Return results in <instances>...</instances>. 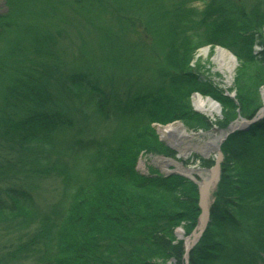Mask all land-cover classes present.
<instances>
[{"label": "trees", "instance_id": "trees-1", "mask_svg": "<svg viewBox=\"0 0 264 264\" xmlns=\"http://www.w3.org/2000/svg\"><path fill=\"white\" fill-rule=\"evenodd\" d=\"M5 1L8 12L0 17V241L17 232L32 236L3 247L12 250L0 263L186 264L184 243L174 231L184 224L189 235L195 227L197 188L178 176H140L136 156L144 150L174 157L158 141L153 123L182 120L193 131L211 128L190 108L192 92L210 96L223 108L222 119L213 124L219 130L227 129L236 111L245 119L254 115L264 87V0H250L247 7L245 0H208L198 18L179 11L177 22L161 16L159 28L144 16L154 29L150 47L131 32L132 15L144 13L139 0ZM74 19L79 30L68 35L63 26L74 25ZM185 28L197 35L196 47L184 48L189 40L184 38L181 51L174 44ZM125 37L133 44L119 42ZM64 39L78 41L77 55L62 46ZM93 42L98 55L83 58L82 49ZM206 46L230 51L241 69L257 66L246 86L236 80L237 105L189 68L196 50ZM254 46L260 48L257 54ZM251 87L253 97L246 93ZM164 108L167 114L159 120ZM141 118L146 123L138 128ZM108 123H114V134L94 140ZM66 132L75 138V152L84 151L76 159L71 141H61L60 133ZM254 137L258 148L250 144ZM85 142H91V151ZM222 150L226 176L215 193L220 209L211 208L187 264H264V122L229 134ZM82 161L90 178L80 183L74 173L67 177L65 167ZM103 174L112 185L100 186ZM45 176L67 184L62 199L70 201L54 204L42 216L22 180ZM70 188H76L72 197ZM33 220L39 227L32 226Z\"/></svg>", "mask_w": 264, "mask_h": 264}, {"label": "rangeland", "instance_id": "rangeland-1", "mask_svg": "<svg viewBox=\"0 0 264 264\" xmlns=\"http://www.w3.org/2000/svg\"><path fill=\"white\" fill-rule=\"evenodd\" d=\"M247 2L250 3V0H245V4L247 7ZM139 3L141 5V9L144 12L142 15H132V21H134V30H131V32L137 33L141 36L142 41L150 47L149 44L152 43V36H153V25H151L150 23H146L145 19L147 17H151L153 18V20L156 22V25H154V27L157 25H159V23L163 21V19H161V16H164L166 19H164L167 22H177V20H180L179 18L175 17L179 11L184 12V13H191L192 15H197L196 18H198V15L201 14V12L203 11V9L206 7V5L208 4V0H139ZM8 3L5 0H0V17L5 15L8 12ZM71 11L67 12V17L70 16ZM138 13V12H137ZM141 13V12H139ZM147 14V15H145ZM145 17L144 22L143 17ZM194 18V19H196ZM177 19V20H176ZM77 20L74 19V25L70 24V25H65L63 26V28H65V30L68 32V35H76L77 34V30H79L78 26H75ZM150 27H149V26ZM75 26V27H74ZM148 26V27H147ZM87 29H89V26ZM159 28V27H157ZM187 28V27H186ZM184 29V31H180V35L181 38L179 40L175 41V44L178 45H182L183 44V40L184 38H188L189 40H187V44L190 46V48L187 49H194V47H196V42H194V38H193V33L191 31H187V29ZM82 29V28H81ZM150 29V30H149ZM90 30V29H89ZM150 33H152V35H150ZM91 34V32L88 34V36ZM87 35V34H85ZM131 39V40H130ZM133 38H127L125 37L124 39L119 40V42L121 43H131L133 44ZM263 40H264V32H263ZM68 39H64L63 42H61L63 47H68V53H72L74 55H77L79 52V43L77 40H74L73 42L68 43ZM210 46H206V47H202V48H207L209 49V52L206 56L203 55H199V50H201L202 48L200 47L199 49L196 50V52L194 53V58H193V62L190 64L192 67H189L191 69H193L197 76L199 77V81H201L202 83H204L205 85H209L211 87L212 90H215L217 92H219L222 95L228 96L231 95L234 98H236V95H238V86L236 85V80H240L241 85L246 86V84L249 81H252V75L254 73L253 69H257V66L253 65V67H251V69L249 70V68L247 67H242V69L240 68V64L238 61L235 60V64L234 66H232V72L231 75L226 72L224 70V68L220 67L217 62L213 59L214 55L216 54V49L217 47H210ZM91 49L92 52L96 55H98V52L96 50V45L95 42H93L91 44ZM254 49V53H256L257 51H259L257 46L253 47ZM226 50V49H224ZM228 52V50H226ZM230 52V51H229ZM257 73V72H256ZM249 89V88H248ZM246 93L251 94L252 97L255 94V90L253 87H251V89H249V92L247 91ZM245 94V93H243ZM242 94V95H243ZM195 95V94H194ZM198 95H200L198 93ZM205 97L206 96H202ZM259 99H260V109L262 107H264V87L260 88L259 90ZM217 105H219L217 103ZM190 108L193 110V98H190ZM219 114L217 116H214V119H208V121L211 120L212 124H215L216 122L220 121V119H222V114L224 112L223 108L219 105ZM201 115V114H199ZM206 116V115H204ZM239 115L236 113L235 118L230 122V123H235L237 121H240L242 119V117H238ZM207 117V116H206ZM208 118V117H207ZM229 123V124H230ZM171 124V123H169ZM106 125V126H105ZM103 125V130L106 129H113L114 128V123H108ZM168 125V124H167ZM165 126V125H162ZM158 127H161L160 125H156L155 126V135H157L158 141L162 144V146L168 148V149H172L173 153L175 154V156L177 157L176 159H170L172 160V163H169L167 166H169V169L176 171L177 170V166H181L184 168H189L192 170H195V178L197 179V181L199 183L205 181L206 179H209L211 177V172L210 169H204L201 168V166H199L198 162L193 163V155H198L204 159H215L216 157V152L219 150V148L221 149V147L219 146L217 149L212 147L207 154H202L201 152L193 149L196 146H200L203 142H207L208 140L214 138V137H220V134H222V131H220L219 129L217 130V127H213L210 130L206 131V132H201L199 130L197 131H190L189 129L187 130V126H183L184 131H185V137L182 138L181 135L179 134H171L168 136H163L159 133L158 131ZM237 130V129H235ZM234 130V131H235ZM179 140L182 139V141H179V145L177 144H173L172 141H176L175 138H178ZM164 142V143H163ZM224 143V142H223ZM134 145V143L132 144ZM129 147V146H128ZM130 151V149L128 150V152ZM153 154L151 152H146V151H140L139 154H137L136 156V163H137V170L139 173L143 174V175H147L146 172L148 171V168H156L158 169L160 172L164 171L165 169L162 167V165L160 164V162H158V160L162 159L161 156ZM167 159V158H165ZM180 160H186L189 161L190 164L188 166H184L182 165L181 162H179ZM87 162L86 161H82L79 162V166H78V172L84 171V169L87 167ZM69 174H67L68 178H72V175L70 174V172H68ZM74 173H76L74 171ZM42 179H34V178H24L22 181L24 182V187L25 189L30 190V192H32L33 194L36 195H40L42 196V198L44 199V201L50 199L51 201L56 202L57 204L59 202L62 201V204H67V202L70 201L69 198H65L60 199V193L62 192V187L65 186V189H67L68 185L67 184H63L62 182H58L56 180L51 179L48 176L45 177H41ZM80 183H82V179H80L79 181ZM45 201V202H46ZM32 226H34L35 224H37L39 222V220L35 221H31ZM37 227H39V223L37 224ZM182 229H184V224H182L180 227H178L177 229H175L174 231V236L176 238V240H184L182 239L183 237V232ZM178 233L181 234V237L178 236ZM31 233L30 231L27 232L26 234H22V233H13L11 235L8 236H3V239L0 241V248L2 249L4 248H8L10 246V244L16 245L20 240L23 241H27L28 239H30L31 237ZM200 238V237H199ZM12 249H6L3 250L2 249V256H1V252H0V258H3L4 255H6L7 251H11ZM24 258H21V260L26 259L25 256H23ZM17 261V260H15ZM0 264H4V263H0ZM9 264H32V262L30 261H17V262H13L9 263Z\"/></svg>", "mask_w": 264, "mask_h": 264}, {"label": "bare ground", "instance_id": "bare-ground-1", "mask_svg": "<svg viewBox=\"0 0 264 264\" xmlns=\"http://www.w3.org/2000/svg\"><path fill=\"white\" fill-rule=\"evenodd\" d=\"M169 36V35H168ZM194 38L197 40V35L194 34ZM174 46L183 51L181 49V47L178 45V44H174ZM190 48V46L188 44H186L184 46V48ZM217 47L216 49V54L214 55V60L217 62V64L224 68V70L226 72H228L230 75H231V72H232V66H234L235 64V60H237V57L231 53V52H227L226 50H224L223 48H220L218 46H215ZM259 51H260V48L258 47ZM173 51V52H172ZM172 51H170L171 55L175 54L176 52L172 49ZM259 51H257L255 54H257ZM82 56L83 58L86 57L87 54L91 53L92 52V49L91 47H84L82 49ZM209 52V49L207 48H202L201 50H199V55H203V56H206ZM163 59V58H162ZM193 62V61H192ZM191 62V63H192ZM190 67H192L190 65ZM170 70L172 69H168L169 73L171 72ZM195 94V95H194ZM225 96V95H223ZM193 98V112L196 113V114H201V116L207 120V122H211L208 121V119H214V116H217L219 114V103L214 100L213 98H211L210 96H206L205 97H202V95H198V93H191L188 97V104L190 106V98ZM228 97V99H230L231 101H233V103L235 105H237V101L236 99L231 96V95H228L226 96ZM254 101V100H253ZM161 103V101L159 100V104ZM217 103L219 105H217ZM260 99H259V107L257 108L256 112L254 113L253 116H251L249 119H245V118H242L240 121H237L235 123H230L228 125L227 128H229V130H235L236 128H240L242 130H245L247 129L250 125L254 124V123H257V124H260V123H263L264 122V107H262L260 109ZM237 113V111H236ZM166 111H165V108L162 109L159 113H158V119H162L165 115H166ZM206 115V116H204ZM238 117H241V116H238ZM92 122L93 123H100L101 121L99 119H95V118H91ZM146 123V120H144L143 118H141L140 120H136L135 124H139V127L144 125ZM171 123V124H169ZM168 124V125H167ZM211 124V128H213V124ZM156 125H160L161 127H158V131L161 135L163 136H168V135H171V134H179L183 137H185V131H184V128L183 126H186L185 122H183L182 120H174L172 122H156V123H153L152 124V129L153 131H155V126ZM162 125H165V126H162ZM91 128V126H90ZM210 128V129H211ZM189 128H187L188 130ZM208 129V130H210ZM190 130V129H189ZM206 129H203V128H199V131L201 132H206L208 131ZM192 131V130H190ZM91 132H93V128H91ZM115 130L114 129H106V130H102L101 132V137H96L94 140H98L100 142H102L106 137H110L114 134ZM155 133V132H154ZM157 136V135H156ZM60 138H61V141L62 142H66V141H71L72 143V146H71V153H72V156H73V159H76L78 158L79 156H81L83 154L84 151L80 152V153H76L75 150H76V141H75V138L72 134L70 133H60ZM157 138H159L157 136ZM160 139V138H159ZM176 141H172L173 144H178L179 145V141L181 142V140H179V137L178 138H175ZM161 140V139H160ZM224 133L220 134V137H214L210 140H208L207 142H203L200 146H196L194 147L193 149L201 152L202 154H207L208 151L214 147V148H218L219 146L221 147V149L219 148V150L216 152V157L215 159H204L198 155H193V163L195 162H198L199 163V166H201V168H204V169H210V172H211V177L209 179H206L205 181L199 183L197 181V179L194 177L195 176V173L196 171L195 170H192V169H189V168H184V167H181V166H177V170L174 171V170H171L169 169V166H167L169 163H172L170 159H176L177 160V157L175 156L174 154V157H168V156H165V155H161L162 153H154L156 155H159L162 157V159L158 160V162H160V164L162 165V167L165 169L164 171H159L158 169L156 168H148V171L146 172L147 175H143L141 173L138 172L137 170V163L135 164V171L140 175V176H143V177H156V178H161L163 180H170L171 178H174L173 176H178V177H181L187 181H190L193 185L196 186V190H197V194H198V197H197V200H198V208H199V216L197 218V222H196V225L195 227L193 228L191 234L195 231V233L193 234L192 237H190L191 234L189 235H185L184 233V230L182 229V232H183V238L181 237V234L178 233V236L181 237L182 239H184L185 241H183V246H184V250H185V263L187 264V254L188 252L194 247V245L196 244L195 243V240H196V236L198 235V233L200 232H204V230L206 229V227L208 226V223H209V220H210V210L212 207H215L217 206V208H219V204L217 202V197L215 195V193L218 191V185L219 183L221 182V180H223L226 176V174L222 171L221 167H222V164L224 163V160H225V153L223 152L222 150V145H223V142H224ZM86 143V142H85ZM164 143V142H163ZM89 147L91 146V142L89 143H86ZM253 148H258V140H256V138L254 137L252 140H251V143H250ZM89 150L91 151L92 150V147L89 148ZM171 150V152L173 151L172 149H169ZM89 151V152H90ZM141 151H144V150H141ZM154 155V156H156ZM62 156L67 159V156L65 154V151H62ZM167 158V159H165ZM179 162L182 163V165L184 166H188L190 164L189 161H186V160H180L179 159ZM66 167L65 169L67 171H69L70 173H74V169H75V172L74 175L78 178V179H82V178H90V174L89 172L87 171H81V172H78V167H76L78 164H74V163H66ZM204 166V167H203ZM207 167V168H206ZM213 173H214V176L217 178L215 184H214V188L210 189L209 190V195H204L201 193V190L204 191V189L207 191V185L208 184H211L213 182ZM99 183H100V186H106V185H112L111 182H109V179L107 176H105L104 174L99 178ZM77 184V183H76ZM77 187H79V185H76ZM76 187V188H77ZM115 187V186H114ZM76 188H70L69 191H68V196H74L75 193H76ZM28 191V193L32 194V197L33 199L35 200L36 204L38 205H41L39 211L42 213V216H44L45 212L50 209V207H52L54 204H56V202L54 201H51L50 199H48L46 202L44 201V199L42 198V196L40 195H36V194H33L32 192H30V190L26 189ZM63 191V190H62ZM65 194L63 192L60 193V199L64 198ZM204 197V198H203ZM220 209V208H219ZM28 223V222H27ZM177 229V228H176Z\"/></svg>", "mask_w": 264, "mask_h": 264}, {"label": "water", "instance_id": "water-1", "mask_svg": "<svg viewBox=\"0 0 264 264\" xmlns=\"http://www.w3.org/2000/svg\"><path fill=\"white\" fill-rule=\"evenodd\" d=\"M230 132H232V131H230ZM216 180H217V178L214 176V173H213V182H212L211 184H208V185H207V191H206L205 189H204V191L201 190V193L204 195V197H205V195H209L208 193H209V190H210V189L214 188V184H215ZM204 197H203V198H204ZM194 232H195V231H194ZM201 233H202V232H200L199 235L196 236L197 239H198V237L201 235ZM193 234H194V233H193ZM193 234H192V236H193Z\"/></svg>", "mask_w": 264, "mask_h": 264}]
</instances>
